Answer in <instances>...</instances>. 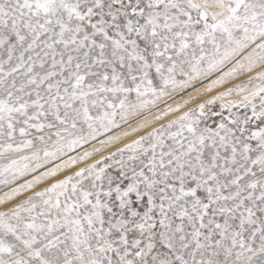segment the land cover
Segmentation results:
<instances>
[{
	"label": "snow or ice",
	"instance_id": "1",
	"mask_svg": "<svg viewBox=\"0 0 264 264\" xmlns=\"http://www.w3.org/2000/svg\"><path fill=\"white\" fill-rule=\"evenodd\" d=\"M0 264H264V0H0Z\"/></svg>",
	"mask_w": 264,
	"mask_h": 264
}]
</instances>
